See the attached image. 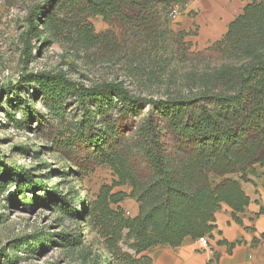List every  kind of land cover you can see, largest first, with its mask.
Listing matches in <instances>:
<instances>
[{"label": "trees", "instance_id": "1", "mask_svg": "<svg viewBox=\"0 0 264 264\" xmlns=\"http://www.w3.org/2000/svg\"><path fill=\"white\" fill-rule=\"evenodd\" d=\"M188 1L45 0L46 10L38 4L29 9L21 40L30 46L44 17L55 29H71L86 49L104 48L129 79L155 86L163 83L156 71L166 68L174 53L169 12L175 5L184 9ZM94 16L119 32L95 33L90 23L76 21ZM175 34L183 39L189 33ZM206 50L247 59L234 69L191 76L183 89L169 91L167 86L158 97L135 91L118 77L85 85L61 72H37L29 80L53 109L62 94L63 99L74 98L80 114L65 147L84 148V162L106 164L113 174L111 184L100 187L95 206L82 215L99 212L112 253L125 239L133 255L141 254L135 260L124 252L128 263L152 264L143 252L153 246L176 247L186 237L209 238L223 204L239 222L237 214L250 201L242 182L250 180L255 165L264 166V0H249L223 37ZM24 109L30 114L34 106ZM131 127L136 128L133 143L139 159L122 146V133ZM78 165L69 171L81 176ZM39 184L26 185L33 191ZM123 185L130 190L113 191ZM18 191L24 190L19 186ZM127 197L138 204L132 217H125L119 206L110 207Z\"/></svg>", "mask_w": 264, "mask_h": 264}, {"label": "rangeland", "instance_id": "2", "mask_svg": "<svg viewBox=\"0 0 264 264\" xmlns=\"http://www.w3.org/2000/svg\"><path fill=\"white\" fill-rule=\"evenodd\" d=\"M37 4L46 10L45 0H0V264H146L125 261L124 252L133 255L125 239L118 242L116 253L111 252L98 211L82 215L95 206L100 187L111 184L112 170L106 164L84 162L87 153L82 147H65L80 114L74 98L63 99L62 94L53 109L37 94L31 75L61 72L85 85L118 77L135 91L158 97L167 86L169 91L183 89L191 76L234 69L247 57L210 52L206 50L210 44L199 48L196 32L182 39L175 34L176 21H171L174 53L166 68L155 70L163 83L151 86L147 81L150 87L142 86L126 77L122 65L104 48L86 49L75 41L71 29H55L53 21L45 22L44 17L30 46L23 43L29 9ZM76 21L90 23L95 33L119 32L100 16ZM32 104L34 111L27 114L24 108ZM135 132L131 127L122 133V146L139 159ZM77 165L81 176L69 171ZM29 181L40 184L32 191L26 185ZM118 190L128 192L130 186L113 188ZM117 206L125 217L138 211L137 202L129 197L110 207L116 210ZM140 256L133 255L135 260Z\"/></svg>", "mask_w": 264, "mask_h": 264}, {"label": "crops", "instance_id": "3", "mask_svg": "<svg viewBox=\"0 0 264 264\" xmlns=\"http://www.w3.org/2000/svg\"><path fill=\"white\" fill-rule=\"evenodd\" d=\"M248 1L189 0L174 20L176 31L196 32L195 42L204 48L223 37L229 22ZM249 178L242 187L250 201L237 214L239 222L232 219L225 204L215 213V227L208 238L211 252L197 239L186 237L179 246L157 245L143 254L152 264H205L209 260L211 264H264V214H259L264 208V166L255 165V173Z\"/></svg>", "mask_w": 264, "mask_h": 264}, {"label": "built area", "instance_id": "4", "mask_svg": "<svg viewBox=\"0 0 264 264\" xmlns=\"http://www.w3.org/2000/svg\"><path fill=\"white\" fill-rule=\"evenodd\" d=\"M182 11H183V9L180 8L178 5L173 6V8L169 12V17H170L171 21H174L175 18L182 13ZM197 240L204 247V249H206L210 252L212 251V248L209 244V239L207 236L199 237V238H197ZM213 256H214V254H213ZM205 264H211V260H209Z\"/></svg>", "mask_w": 264, "mask_h": 264}]
</instances>
